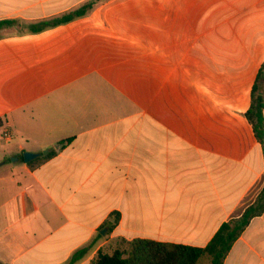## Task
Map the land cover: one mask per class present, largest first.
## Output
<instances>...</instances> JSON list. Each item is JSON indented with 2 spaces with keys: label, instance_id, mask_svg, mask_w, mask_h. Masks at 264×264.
Here are the masks:
<instances>
[{
  "label": "crops",
  "instance_id": "1",
  "mask_svg": "<svg viewBox=\"0 0 264 264\" xmlns=\"http://www.w3.org/2000/svg\"><path fill=\"white\" fill-rule=\"evenodd\" d=\"M89 1L0 0V264L204 247L264 188V0H98L45 25ZM223 264H264V212Z\"/></svg>",
  "mask_w": 264,
  "mask_h": 264
},
{
  "label": "trees",
  "instance_id": "2",
  "mask_svg": "<svg viewBox=\"0 0 264 264\" xmlns=\"http://www.w3.org/2000/svg\"><path fill=\"white\" fill-rule=\"evenodd\" d=\"M90 0L82 6L55 18L45 25L57 26L80 18L93 9L95 2ZM13 20L0 21V26L12 24ZM264 67L259 72L257 83L252 90V102L247 112L256 138L264 148ZM264 212V188L255 201L238 218L224 222L210 242L204 247L157 242L150 239H134L128 251L104 249L98 251L90 264H198L208 257L209 264H223L233 243L249 225L250 221Z\"/></svg>",
  "mask_w": 264,
  "mask_h": 264
},
{
  "label": "water",
  "instance_id": "3",
  "mask_svg": "<svg viewBox=\"0 0 264 264\" xmlns=\"http://www.w3.org/2000/svg\"><path fill=\"white\" fill-rule=\"evenodd\" d=\"M45 152H46V151H44V153H45ZM23 157H24V160H25L26 162H28V161L34 159L35 157H37V154H36V153H32V152H28V151H26V152L23 153Z\"/></svg>",
  "mask_w": 264,
  "mask_h": 264
},
{
  "label": "built area",
  "instance_id": "4",
  "mask_svg": "<svg viewBox=\"0 0 264 264\" xmlns=\"http://www.w3.org/2000/svg\"><path fill=\"white\" fill-rule=\"evenodd\" d=\"M3 138H5V139H11L12 138V134L9 131H5L3 133Z\"/></svg>",
  "mask_w": 264,
  "mask_h": 264
},
{
  "label": "rangeland",
  "instance_id": "5",
  "mask_svg": "<svg viewBox=\"0 0 264 264\" xmlns=\"http://www.w3.org/2000/svg\"><path fill=\"white\" fill-rule=\"evenodd\" d=\"M202 260H203V258H202Z\"/></svg>",
  "mask_w": 264,
  "mask_h": 264
}]
</instances>
